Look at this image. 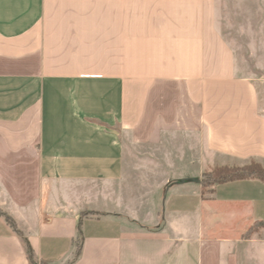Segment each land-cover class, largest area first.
I'll return each instance as SVG.
<instances>
[{"label": "crops", "instance_id": "crops-1", "mask_svg": "<svg viewBox=\"0 0 264 264\" xmlns=\"http://www.w3.org/2000/svg\"><path fill=\"white\" fill-rule=\"evenodd\" d=\"M252 162L264 0H0V214L36 261L71 262L80 224L71 264H235L264 182L200 179ZM0 264H30L1 215Z\"/></svg>", "mask_w": 264, "mask_h": 264}, {"label": "trees", "instance_id": "trees-1", "mask_svg": "<svg viewBox=\"0 0 264 264\" xmlns=\"http://www.w3.org/2000/svg\"><path fill=\"white\" fill-rule=\"evenodd\" d=\"M249 178H255L264 182V169L259 164L254 162L242 168L218 167L212 169L210 172L204 173L200 179V184L203 191L205 189L209 191L216 184H221L224 182L234 181V180L249 179ZM0 215L3 216L5 222L8 225H10V227L14 230V232L20 237L29 263L34 264L36 260L28 241L24 237H22L21 233L18 231L15 223L12 221L10 217H8L5 214H0ZM258 224L264 226L263 223H256L250 229H248V231L244 234V236H248L249 234H251V232L255 228V225ZM81 238H82V234L79 224L77 236L74 241V248H75L74 255L71 262H69L68 264H71L80 255Z\"/></svg>", "mask_w": 264, "mask_h": 264}, {"label": "rangeland", "instance_id": "rangeland-1", "mask_svg": "<svg viewBox=\"0 0 264 264\" xmlns=\"http://www.w3.org/2000/svg\"><path fill=\"white\" fill-rule=\"evenodd\" d=\"M169 184L175 183L177 181L176 177H169ZM170 186L166 187L162 197L161 194H157L156 203H152L151 206L154 207L155 211H159V206L161 210L166 211L167 199L171 194V189L168 190ZM207 189L204 193H208ZM161 197V200H160ZM147 207L144 209L137 208L138 214L142 217L145 216ZM244 239L247 238L249 241H242L234 247L232 254L235 257V264H264V226L255 225V228L248 236H243ZM239 238V237H236ZM34 264H45L42 262L35 261Z\"/></svg>", "mask_w": 264, "mask_h": 264}]
</instances>
